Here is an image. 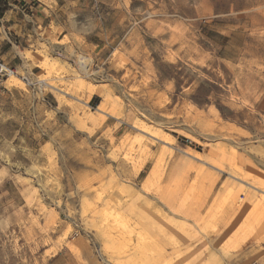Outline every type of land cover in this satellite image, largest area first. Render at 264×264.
I'll return each mask as SVG.
<instances>
[{"label":"rangeland","instance_id":"374dc122","mask_svg":"<svg viewBox=\"0 0 264 264\" xmlns=\"http://www.w3.org/2000/svg\"><path fill=\"white\" fill-rule=\"evenodd\" d=\"M26 3L0 264H264V0Z\"/></svg>","mask_w":264,"mask_h":264},{"label":"built area","instance_id":"2783aa9c","mask_svg":"<svg viewBox=\"0 0 264 264\" xmlns=\"http://www.w3.org/2000/svg\"><path fill=\"white\" fill-rule=\"evenodd\" d=\"M26 4L32 7L33 1ZM19 85L25 89L42 91L46 88V81L34 76L30 70H23L9 64L0 56V96L8 93L12 87Z\"/></svg>","mask_w":264,"mask_h":264},{"label":"crops","instance_id":"0c3cea01","mask_svg":"<svg viewBox=\"0 0 264 264\" xmlns=\"http://www.w3.org/2000/svg\"><path fill=\"white\" fill-rule=\"evenodd\" d=\"M22 1L23 0H0L1 22L3 24V27H5L4 36L6 35V27H7L6 22L8 25L14 17L20 15V13H19L20 8L18 7V4L21 3ZM25 1L26 2H30V1L34 2V0H25ZM16 25H18V24L17 23L9 24L8 28H10V26L13 27Z\"/></svg>","mask_w":264,"mask_h":264}]
</instances>
